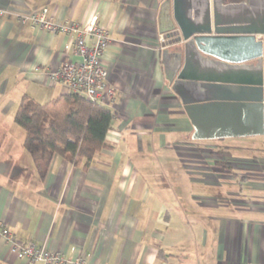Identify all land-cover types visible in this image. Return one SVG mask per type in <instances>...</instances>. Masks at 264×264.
<instances>
[{
  "label": "crops",
  "instance_id": "0c3cea01",
  "mask_svg": "<svg viewBox=\"0 0 264 264\" xmlns=\"http://www.w3.org/2000/svg\"><path fill=\"white\" fill-rule=\"evenodd\" d=\"M162 1L0 0V9L12 13L47 8L60 22L97 17L110 32L103 60L115 91L107 106L111 129L87 166L54 155L41 175L24 147V131L18 135L16 124L0 126V223L17 241L30 240L68 259L78 250L88 264H264V209L237 204L243 188L234 190L248 171L205 167L209 152L224 148L213 141L218 139L192 141L191 123L165 78L158 33ZM256 40L262 41L264 67V36ZM66 42L63 34L0 16L1 111L16 106L14 117L23 96L38 102L43 90L52 91L49 100L70 93L46 76L66 60ZM163 150L175 153L164 155L167 163L173 156L184 162L191 188L167 182L170 170L153 159ZM210 169L219 176L231 171L234 182L212 179ZM228 193L234 195L229 203ZM0 264H25L9 254L1 237Z\"/></svg>",
  "mask_w": 264,
  "mask_h": 264
},
{
  "label": "water",
  "instance_id": "95a60500",
  "mask_svg": "<svg viewBox=\"0 0 264 264\" xmlns=\"http://www.w3.org/2000/svg\"><path fill=\"white\" fill-rule=\"evenodd\" d=\"M158 25L191 138L264 135V0H163Z\"/></svg>",
  "mask_w": 264,
  "mask_h": 264
},
{
  "label": "built area",
  "instance_id": "2783aa9c",
  "mask_svg": "<svg viewBox=\"0 0 264 264\" xmlns=\"http://www.w3.org/2000/svg\"><path fill=\"white\" fill-rule=\"evenodd\" d=\"M9 14L37 30L67 36L63 47V54L67 58L59 66L46 71L49 82L62 84L70 93L106 107L113 102L115 91L108 82V71L103 60L111 37L109 30L97 23V17L82 24L55 21L47 8L31 13H12L8 9H0V16ZM0 237L6 242L9 254L25 264H88L86 257L78 250L74 257L68 259L62 253L36 246L30 240L25 243L17 241L1 223Z\"/></svg>",
  "mask_w": 264,
  "mask_h": 264
},
{
  "label": "trees",
  "instance_id": "16d2710c",
  "mask_svg": "<svg viewBox=\"0 0 264 264\" xmlns=\"http://www.w3.org/2000/svg\"><path fill=\"white\" fill-rule=\"evenodd\" d=\"M13 118L24 131L25 149L44 175L54 155L87 166L103 148L113 114L106 106L68 93L43 104L23 96ZM215 165L230 167V163ZM240 179L243 183L251 180L249 176Z\"/></svg>",
  "mask_w": 264,
  "mask_h": 264
},
{
  "label": "rangeland",
  "instance_id": "374dc122",
  "mask_svg": "<svg viewBox=\"0 0 264 264\" xmlns=\"http://www.w3.org/2000/svg\"><path fill=\"white\" fill-rule=\"evenodd\" d=\"M18 20V19H17ZM21 22V21H20ZM41 31V30H39ZM44 93L41 95L37 96V101L40 103H44L46 101H48L49 96H51V90L47 91V90H43ZM0 104H1V97H0ZM16 107V106H15ZM15 107L13 109H15ZM13 109L9 112H3L0 110V126L2 124H6L9 125L11 127H16L15 123L12 121L13 120ZM3 128H0V131ZM12 130V129H11ZM17 130V134L18 135H22L23 131L21 128L16 127ZM6 130H4L5 132ZM8 131V128H7ZM6 131V132H7ZM179 136H184L182 134H180ZM194 141L195 144H202L204 143V141L202 140H192ZM215 141V143L221 144V146H223L222 151H224L223 153L221 152H209L210 154V158L205 160V167L206 166H210L208 168L217 167L216 165H212L211 163L215 164L217 162H232L234 169L239 168L241 170L244 171H248L249 172V177L251 180H249L248 182H245L246 185L248 186H239L238 182H241V179L237 178V189H234L235 192L240 191L243 188L242 191V196H239L240 198H242L243 200L241 201H237V204H242L244 206H246L247 208L250 207L252 209H258V210H262L264 209V135L263 136H259V137H249V138H223V139H218V140H213ZM197 148V147H196ZM204 148L206 149V147L204 146ZM263 148V149H261ZM203 153H207L208 151L206 150H200ZM199 151V152H200ZM172 154L174 153L173 151H170ZM170 152L169 150H163L161 152H157L156 156L153 158L154 161L156 162L157 165H159V167H161L162 169H169L170 170V175H168L167 173L164 174V177L168 180L167 182H175V180H177V182L179 184L182 185H187L189 188H191V184L190 182H188V174L184 171V162L181 160H177L174 158H171L170 162L167 163L164 160V155L168 154L167 156L170 157ZM228 152V153H226ZM208 154V155H209ZM230 154V156H237L240 158H231L228 157L226 155ZM206 157V156H205ZM256 157V158H255ZM208 158V157H206ZM248 158V159H247ZM253 158V159H251ZM231 166V165H230ZM178 170V171H175ZM211 169L209 170V173L211 174V178H221L222 180H225V182L230 183V182H234V174L231 173V171H227V172H223V174L221 173L222 170H220L221 175H216V173H212ZM223 169V168H221ZM236 171V170H234ZM175 173H178L177 175H175ZM238 173V172H237ZM240 175V174H239ZM245 177V174L244 176ZM210 180V179H209ZM212 181V180H211ZM181 185V186H182ZM229 185V184H228ZM198 187L196 185L193 186V189H197ZM224 188V187H223ZM240 188V189H239ZM224 190V189H223ZM227 190H232L231 188L228 187ZM232 190V191H234ZM190 193L185 192L183 193V198L188 201ZM180 196V195H179ZM181 197V196H180ZM230 198H234V195H232L231 193H228V202L230 200ZM250 199L254 200V201H250ZM234 200V199H233ZM241 207V206H240ZM195 209L199 210L200 208L195 205ZM209 212H211L212 214L216 213V210L213 209H207Z\"/></svg>",
  "mask_w": 264,
  "mask_h": 264
},
{
  "label": "flooded vegetation",
  "instance_id": "af4514ba",
  "mask_svg": "<svg viewBox=\"0 0 264 264\" xmlns=\"http://www.w3.org/2000/svg\"><path fill=\"white\" fill-rule=\"evenodd\" d=\"M224 163H230V165L232 166L233 164H232V162H224ZM230 166V167H231ZM241 174H243L242 176H244V174H245V176H249V172H243V173H241ZM242 176H239L238 178H241ZM229 203V202H228Z\"/></svg>",
  "mask_w": 264,
  "mask_h": 264
}]
</instances>
